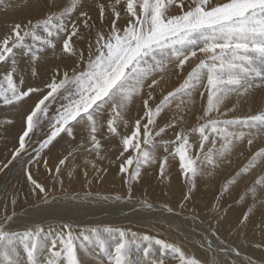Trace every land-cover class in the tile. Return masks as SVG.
Segmentation results:
<instances>
[{"label":"snow or ice","instance_id":"snow-or-ice-1","mask_svg":"<svg viewBox=\"0 0 264 264\" xmlns=\"http://www.w3.org/2000/svg\"><path fill=\"white\" fill-rule=\"evenodd\" d=\"M85 5L86 0H69L66 6L59 8L55 0H45L47 11L44 16L34 22L28 20L23 25L13 24L11 31L0 39V63L10 62L9 70L0 79V100L4 105L19 106L27 98L33 95L37 97L34 106L25 114L19 147L13 150L12 159L3 164V168H7L17 157L23 160L21 153L25 151L26 138L31 139L30 134H35L45 119L49 131L34 150L36 157L53 145L62 133L75 139L74 129L77 126L86 129L93 149H100L97 132L103 124L99 118L107 112V130L110 134H118V123L128 125L126 115L139 99L143 115L135 119L131 134L122 137L121 155L129 149L136 153L120 166V172L128 174L127 182L131 183L139 179L143 167L156 161L157 148L164 146L167 151L170 142L157 141L156 137L183 120L181 114L185 108L194 104L192 93L203 88L204 92L200 95L203 97L206 92L207 105L204 114L198 117L201 123L187 132L181 129L172 142H178L171 154L179 157L180 167L188 182L183 201H189L194 195L195 177L202 173L197 161L208 167L207 174L210 176L222 163L230 162L229 155L246 137L247 145L251 146L258 135L264 134V111L230 120L211 117L212 113H219L221 105L229 97L235 96L239 104L255 89H264V0H104L88 7ZM92 6L97 9L96 21L89 12ZM76 13L78 15L74 19ZM121 19L126 23L118 24ZM81 27L91 35L81 34ZM61 33L66 34L62 52L74 56L76 64L71 69H53L43 87L29 86L24 89L18 55L29 58L31 74L36 77L35 64L40 60V53L45 49L55 50V40ZM73 37L84 40L87 56L83 49L74 47ZM167 50L173 54L178 74L183 73L185 66L198 56V52L203 58L191 68L179 87L163 95L153 107L150 101H155L157 90L163 93L164 74L168 70V62L157 59V56ZM17 75L19 83L15 79ZM182 97L189 99L187 102L181 99L176 105L177 115L154 134L157 117L174 100ZM53 105L57 107L49 114ZM235 107L233 105L228 110L232 111ZM238 124L244 125L248 131L229 130V126ZM192 132H198L200 136L199 153L195 158L190 155L192 145L188 139ZM142 142L144 147L141 146ZM206 143L210 145L207 149ZM67 159L68 156H65L59 165H63ZM32 162L29 160V164ZM134 163L135 167L132 168ZM166 163L167 157H164L160 165L161 176L164 175ZM258 163H264V148L251 156L231 183ZM59 165L57 172L60 171ZM27 179L33 184V190L45 191L32 179L30 172ZM257 185H264V176L248 189L252 193L253 205L239 221L241 224L248 220L257 204L264 207V195L257 199ZM115 199L121 197L116 196ZM11 202L15 205L14 199ZM144 206L152 208L147 201ZM165 207L168 212L172 211L171 207ZM212 211L219 223L223 218L219 202ZM14 217L13 211L11 215L5 212L0 218V264H19L17 258L22 253L26 254L28 264H82L78 249L87 252L88 244L92 242L104 252L107 264H165L166 256L178 258L181 264H202L194 255L187 257L185 251L174 243L121 228H93L87 235L77 236L66 225L67 231H60L54 239L46 242L42 227L24 232L9 230L8 224ZM109 240L116 241L113 250L108 248ZM134 245L142 248V255L135 261L131 259ZM154 245L159 246V255L153 252ZM221 251L225 255L229 252L239 255L234 247H223ZM97 264L105 262L97 261ZM211 264H217L215 253ZM248 264L255 262L249 259Z\"/></svg>","mask_w":264,"mask_h":264},{"label":"bare ground","instance_id":"bare-ground-1","mask_svg":"<svg viewBox=\"0 0 264 264\" xmlns=\"http://www.w3.org/2000/svg\"><path fill=\"white\" fill-rule=\"evenodd\" d=\"M102 1L104 2V0H86L85 6L95 5L97 2L103 3ZM55 3L59 8H63L69 3V0H55ZM46 11L45 0H0V39L11 31L13 24L21 23L23 25L28 20L34 22L44 16ZM173 11H176V9H173ZM89 12L92 19L96 21V7H90ZM76 15L78 13L74 14V19ZM97 24H99L98 21ZM80 31L81 34H88L83 27H81ZM64 38H66V34L61 33V36L55 40L56 47L54 52H52V49H45L40 53V60L36 62L35 68L37 74L41 75V77L44 78L42 71L52 74L53 69L57 67L60 69H71L76 64L74 56L62 52L61 46ZM72 43L77 49H83L85 56H87V46L84 40L73 37ZM17 58L19 60L18 68L22 73L31 72L32 65L29 63V58L22 55H18ZM22 58L27 59L24 61L21 60ZM157 58L168 61L169 66L166 72L169 75L177 72L171 50L158 55ZM202 58L203 56L198 52V56L192 58L185 66L183 73H186ZM0 64L1 66L10 67V63ZM169 81H167V86L172 84L168 83ZM201 92H204L203 88H198L192 93L194 104L185 108L181 114L183 115V120L173 126L174 134L181 130L179 129L180 126L186 132L196 127L198 121L196 122L192 117L188 116L187 112L195 116L201 109H205L207 94L205 92L204 96L201 97ZM233 105H236L235 109L229 111L228 109H232ZM25 106L23 103V105H20L21 108L17 109L18 123L22 121L23 112L26 111ZM137 109L138 111H135V114L129 116L131 117L130 119H127L128 125L125 126L123 124L124 128L120 126L121 130L118 131V135L114 134L117 136L110 137V139L121 141L122 136L132 132L134 121L138 118L135 115L141 113L142 107ZM165 110L160 116L166 112ZM6 111L8 112V110ZM261 111H264V89L257 88L239 104L236 103L235 96L229 97L221 105L219 113L234 119L258 114ZM175 115L177 113H170L162 121L169 120L171 122ZM76 128L74 129L75 139L65 134L53 148L44 151L38 157V162L34 161L28 168L32 179L42 185L45 191L37 190L34 203L28 209L15 213L14 219L8 224L9 230L24 232V230L42 227L45 230L42 235L45 236L46 242L54 239L59 231H67V228L63 227L66 225L70 226L73 234L77 236L80 234L87 235L88 231L93 228L103 229L111 226L112 228L131 230L140 235L146 233L156 237L157 231H161L167 242L180 246L187 257L190 258L194 255L202 264H211L213 253H215L217 264H248L249 259L254 261L255 264H264V247H260V245H264V207H260L257 204L253 213L249 214L248 220L243 224L239 223L248 208L253 205L252 193L248 189L261 176H264V163H258L256 167L250 169L248 173L243 174L241 178L236 180L235 185H237V188L244 189L245 192L244 194H241V192L237 193L235 198L232 199L233 202H225L222 198L219 199L215 196L203 194L199 197L193 195L189 201H184L183 207H181V200L188 188L182 186L179 189L176 186L174 182H178L176 179L179 178L177 173L173 175V178L165 175V178L164 176H159L158 181L162 183L156 184V187L148 184L150 187L149 190L145 189L147 190L145 199H142L141 196L140 198L134 197L133 195H136L135 192L138 189L144 188V181L139 177L138 180L128 183V174L120 172L121 164L126 162L128 155L132 154L133 149L124 151L123 155H121L123 145L115 143L112 145V149H106L110 153L107 157L110 162L104 161L105 154L102 151H105V136L101 135L100 137V134H97L101 148L96 150L93 149L87 133L83 134L79 127ZM229 130L237 132L241 130L248 131L242 124L231 125ZM188 139L191 141L200 140L199 133L192 132ZM246 140L247 137L244 142L239 143L234 148L228 157L230 162L222 163L215 168L212 173L215 176L214 180L211 181V189L217 186L218 181L220 182L228 176H235L256 151L264 148V134L258 135L251 146L247 145ZM111 143L113 142L111 141ZM217 145H219V141ZM198 146L199 144L195 145L197 148ZM65 156H68V159L63 165H59V161ZM25 158L23 160L20 158L18 165L16 164V167L13 166L14 168L11 169L9 178L7 175L6 179L0 183V197L6 189L9 179L17 171L20 164L24 162ZM2 162H5L4 159ZM161 163L162 161L157 165H161ZM57 165L60 167L59 172L56 171ZM212 175H208L209 179H211ZM202 184L203 180L196 184L194 193L198 191L204 192L201 188ZM243 186L247 189L245 187L241 188ZM257 193V199L264 195V185H257ZM116 196H120L121 199H115ZM162 197H164V200ZM145 201L152 204V208L145 207ZM218 202L222 208L221 216L223 217L219 223L214 219L212 211L213 206ZM166 205L172 208L171 212L166 210ZM1 211L0 213L2 214ZM214 232L215 235H213ZM115 243V240L108 241L109 250L114 249ZM223 247H234L238 249L239 255L235 252H229L225 255L221 251ZM153 250L155 249L153 248ZM157 251H159V247ZM78 255L82 260V264H97V261H104L107 264V257L95 242L88 244L87 252L84 249H78ZM141 255L142 248L138 249L135 245L132 246L131 259L135 261ZM24 256L20 255L17 258L19 264H22V260L26 261ZM173 259H176L175 264H181L178 258H173L172 256L165 257V264H174Z\"/></svg>","mask_w":264,"mask_h":264},{"label":"rangeland","instance_id":"rangeland-1","mask_svg":"<svg viewBox=\"0 0 264 264\" xmlns=\"http://www.w3.org/2000/svg\"><path fill=\"white\" fill-rule=\"evenodd\" d=\"M123 15H124V13L122 12V16ZM125 23H126V21L123 20V19L118 21V24H125ZM87 35H91V34H87ZM61 49H62V46H61ZM52 52H54V50H52ZM26 59L27 58H24V59L22 58L21 60L25 61ZM17 60H18V58H17ZM80 67L82 68L83 65H81ZM8 70H9L8 67L1 66V64H0V79L3 78V75ZM190 70H191V68L189 70H187L186 73L178 74V72H176V73H172L171 75H169L168 72H165V74H164V82H163V85H162L163 93H161L159 90H157L155 92V101H150V105L155 107V104H158L160 102V100L163 98V95H166L169 91H173L175 88L179 87V85L186 78V75H187V73ZM42 72H43L42 76H44V78L41 77V75H39V74H37L36 77H33L31 72H24L23 73L24 84L22 85V87L24 89H27V87H29V86H33V87L40 86V87H43L44 83L49 80V77L51 76V74H48V72H44V71H42ZM17 76L15 77V79H16L17 83H19V76H18V78H17ZM176 78H177V80H176ZM167 81H169L168 83H172V84H168V86H167ZM181 99H183V100H185L187 102L189 97L178 98V100L176 99V101H173L174 103L172 102L171 105L166 108V110H165L166 112L162 116L157 117V119H156V124L157 125H155V127L153 129V133L154 134H155L156 131L159 130L160 127H163L166 123H169V120L168 121L166 120L164 122L162 121L165 118V116L167 117L168 115H170V113H172V114H176L177 113L178 110L176 109V105L178 103H180ZM36 100H37V97L35 95H33L30 98H27L28 102L26 100H25V102H23L24 105H26L25 106V108H26L25 110L26 111L23 112L24 115L33 107V105L36 102ZM23 103L21 105H23ZM30 104H32V105H30ZM206 105H207V102H206ZM19 107H20V105L19 106L4 105L2 103V100H0V168H3L2 164H4V163L6 164L9 160L12 159L13 150L15 148L19 147V142H18L19 136L22 134V131H23L24 127H25V116L24 115H23L22 121L18 123L17 109ZM56 107H57V105H53L52 108L50 109V113L49 114H52L55 111ZM139 107H142V110H140L141 113L140 114H136L135 117L137 116L139 118V116H142L143 115L142 102H141V100L137 99L135 101V103L131 106L130 110L128 111V113L126 115V119H130L131 117H129V116H131V115L133 116L135 114V111H138L137 108H139ZM188 107H190V105ZM6 110H8V112ZM203 114H204V109H201L198 113L195 114V116H192L190 112H187L188 116L192 117V119L195 120L196 122L198 121L197 124H196V127H198L199 123H201V121L198 119V117L202 116ZM246 116H248V115H246ZM10 117H12V119H10ZM211 117L212 118H218V119H221V120H225V119H229L230 120V119H232L228 115H225V114L223 115L221 113H215V112L211 114ZM107 118H108V113L107 112H105V115L103 117L99 118L100 122L103 124V127H101L99 129L97 134L99 133L100 137H101V135L105 136V141H104L105 151H102V152L105 154L104 161L110 162V160L107 158L110 155V153H108L106 151V149H112L113 148L112 145L115 144V143H120L122 145V140L121 141H116L113 138L110 139V137H116L118 134L114 135V134H110L108 132L107 125H106ZM8 121H10V122H8ZM143 122L144 121H142V123ZM129 123H130V121H129ZM120 126L121 127L123 126L122 122H119L118 125H117L118 131L121 130ZM77 127H79V126H77ZM124 127L125 126H123V128ZM178 127H179V125H178ZM79 128L81 129V132L83 134L87 133L86 129H82L81 127H79ZM179 129H183V128L180 126ZM133 130H134V125H133L131 131H133ZM48 131H49L48 121L45 119L43 121V123L41 124L39 130L36 131L35 134H30L31 139L26 138L25 151H23L21 153V156L23 157V159L25 157H27V158H25L26 161L24 160V162L21 163L20 166L17 168V171H15V173L11 176V178L9 179L10 181L8 182V184L6 186V189H5L4 193L0 197V211L2 210L1 211L2 214L0 213L1 216H4L5 212H7V214L11 215L13 211L16 213L18 211L20 212L22 210L28 209L34 203V201H35L34 198L37 195V190L36 191L33 190L34 189V186H32L33 184L31 183V181H29L28 179H25V178H27L28 168L30 167V165L34 161L36 162L39 159L34 154L35 153L34 150L36 148H38L39 141H41V140H43L45 138V134ZM178 131H177V134L180 133L181 130L179 132ZM172 132H173V134H172ZM174 132H175V130L173 129V127L166 128L164 133H162L159 137H156L157 141L163 140V141H168L170 143L168 145L167 151H165V147L164 146H160L159 148H157L156 151H158V150H160V151L159 152H155V155L157 157L156 161L154 163H152L150 165H147V166L142 168L143 170L141 171L140 178L145 183L144 184V188L143 189H138L135 192L136 195H133L134 197L140 198V196H141L142 199H145L144 198L145 194H146L147 190H149L150 185H154L156 187V184L162 183V182L158 181L159 180L158 178H160L162 176L160 174V165H157V164H159L161 161H163L164 157H167V163L165 164V172L166 171L167 172L166 173L164 172V175L166 177L168 176L170 178H173V175L177 173L179 175V178L176 179V181H178V182H174L176 184V186L179 189L182 186H185L186 188H188V182H187L185 176L183 175V170L180 167L179 157H178V155H172L171 154V153L174 152V149H175V147L177 146V143H178V142L177 143H172V142H174L176 140V135H177L176 133L174 134ZM169 133H171V134H169ZM129 134H131V133H128L127 135H129ZM64 135L65 134L62 133L60 137H57V139H56V141H54L53 145H50L49 148L44 149L40 153V155H42V153L44 151H48L51 148H53L58 143L59 139L61 137H63ZM142 140H143V138H141V141ZM111 141L113 143H111ZM189 142L192 145V149H191L190 155L193 158H195V156L199 153V146L197 148V147H195V145L199 144L200 140H198V141L189 140ZM141 146L144 147L143 142L141 143ZM207 147H210V145L206 143L205 148H207ZM32 151H34V152H32ZM132 151L133 152H132V154H130V156H134V154L136 155L135 151L134 150H132ZM128 157H129V155H128ZM3 159H4L5 162H2ZM19 159H20V157H17L16 160H12V163L8 164L7 168H5V169L3 168V170L0 171V183L2 181H4V179H6L7 175H8V178H9V176H10L9 173H11V169L16 167V164L18 165ZM29 160H31L33 162L31 164H29ZM201 160H202V157H201ZM197 166L202 169V173L195 177V186H196L197 183L200 182V180H201V182L203 180V184L201 185V188L203 189L204 192L198 191V192L194 193V196L199 197V196H201L203 194H206V195H210V196H215V197H217L219 199L222 198V200L225 201V202H233L232 199L235 198L237 193L239 194L241 192V194H244L245 190L244 189L241 190L240 188L238 189L237 185H235L236 181L233 184L231 183V178H233L234 176L233 177L228 176L227 178L222 179L220 182L218 181L217 186L215 188L211 189V184H212L211 181L214 180V176L215 175H212L211 179H209V176L207 174L208 173V167L205 166L204 164H202L201 161H197ZM134 167H135V163L133 164L132 168H134ZM189 175H191V174H189ZM165 176H164V178H165ZM206 179H208V180L206 181ZM148 180H149L150 183L148 182ZM148 184H150V185H148ZM226 185H227V188H225ZM244 187L245 186H243L241 188H244ZM145 189H147V190H145ZM197 189H198V187H197ZM237 189H238V192H237ZM242 197H243V195H242ZM162 198L164 200V197H162ZM13 199L15 200V205H13L12 202H11ZM183 202L184 201L182 199L181 203H183ZM37 228L30 229V230H35ZM121 229H123V228H121ZM24 231H27V230H24ZM157 238L165 240V238L162 236L161 231H157ZM20 247L22 248V246H20ZM158 247H159L158 245L153 247L155 249V250H153V252L156 255H159V251L156 252V250H158ZM21 255H25L24 257L26 259V261L22 260V264H28L26 254L23 253ZM173 261H174V264H175L176 259H173Z\"/></svg>","mask_w":264,"mask_h":264}]
</instances>
